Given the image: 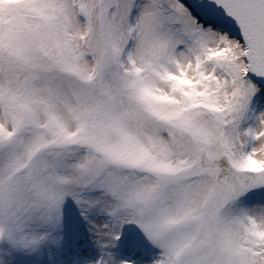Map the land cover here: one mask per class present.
<instances>
[{
    "label": "snow or ice",
    "instance_id": "snow-or-ice-1",
    "mask_svg": "<svg viewBox=\"0 0 264 264\" xmlns=\"http://www.w3.org/2000/svg\"><path fill=\"white\" fill-rule=\"evenodd\" d=\"M0 264H264V0H0Z\"/></svg>",
    "mask_w": 264,
    "mask_h": 264
}]
</instances>
